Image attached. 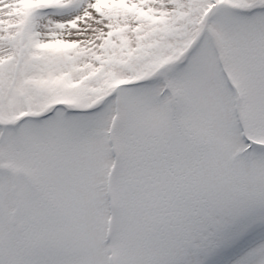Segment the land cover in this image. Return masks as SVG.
<instances>
[{
  "label": "snow or ice",
  "instance_id": "6c2138e0",
  "mask_svg": "<svg viewBox=\"0 0 264 264\" xmlns=\"http://www.w3.org/2000/svg\"><path fill=\"white\" fill-rule=\"evenodd\" d=\"M0 264H264V0H0Z\"/></svg>",
  "mask_w": 264,
  "mask_h": 264
}]
</instances>
